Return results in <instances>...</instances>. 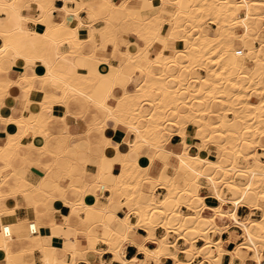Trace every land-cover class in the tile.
Returning a JSON list of instances; mask_svg holds the SVG:
<instances>
[{
  "label": "bare ground",
  "instance_id": "6f19581e",
  "mask_svg": "<svg viewBox=\"0 0 264 264\" xmlns=\"http://www.w3.org/2000/svg\"><path fill=\"white\" fill-rule=\"evenodd\" d=\"M24 1L0 0V13H4V17H0V103L13 84L28 93V101L37 94L42 99L35 112L26 111L23 115L7 117L0 115L5 127L14 130L7 133L0 145V161L6 165L1 170L0 214L15 211L16 202L6 205L4 201L21 195L31 200L29 207L34 217L25 222L27 231L16 233L12 223L1 224L0 250L5 252L6 264L28 263L19 260L31 256L32 248L13 251V241L27 239L38 242L41 237L39 214L48 216L54 210L52 202L56 199L70 207L71 215L81 217L83 223V227L78 228L80 233L75 232L72 238L73 247L67 253L70 256L68 264H76L80 259L93 264L86 255L88 252L99 256L103 253V249L95 246L98 239L107 245L118 264H145L147 260L162 264L161 259L165 257L172 258L173 264H184L178 257L180 249L190 255H203L208 259V262L204 260L207 264H226L221 261L224 252L231 256L228 264H233L236 258L240 259V264H246L240 256L241 251L250 255L257 264H262L264 156L261 154L264 153L255 149L253 144L251 149H247L243 165L238 164L236 157L241 156L238 151L248 144L264 141V55L260 54L264 51V0H138L137 5L131 0L120 3L73 0L75 8L64 6V14H71L72 23H68L67 15L61 21L48 23L55 7L54 0H31L38 13L26 17L21 14ZM83 8L92 20L103 21L99 27L88 24L86 39L79 37L78 30L81 21L79 10ZM203 11L216 19L213 34L208 29L202 32ZM168 19L170 26L167 25ZM22 21H31L36 27L24 28ZM186 21L190 25L185 24ZM123 25H127L124 32L121 30ZM165 25L168 28L163 32ZM131 32L143 42L135 54L121 48L129 42L127 34ZM102 34L114 36H109L102 43L97 39ZM153 39L160 44L158 57L151 51L155 43ZM83 41L92 43L91 53L82 52ZM107 47L116 50L114 57L116 53L122 54L116 64H109L110 58L105 55L95 54L96 49ZM178 52L187 55L189 62L203 63L207 76L202 83L200 73L183 74L180 71L177 67ZM164 54H170L172 58L164 62L165 68L162 69L157 64ZM14 66L22 69L17 78L8 76L9 68ZM28 66H39L42 72L29 75L25 71ZM105 73L109 76L103 77ZM36 78L43 80L42 87L33 85ZM172 81L174 83L170 85L168 82ZM178 81L182 86L172 91ZM130 84L132 89L127 88ZM54 85L57 90L48 91L45 87ZM203 85L208 95L219 93L222 96L223 103L230 106L227 111L225 109L227 113L234 112L232 108H240L238 110L256 115V118L250 117L253 121L249 120L242 126L243 120L241 124L240 118L233 119L225 113L214 119L206 112H199L197 107L202 102L196 104L185 99L194 89L199 91L196 86ZM249 85H254L252 93L257 100L245 101ZM116 87L121 89L118 95L114 93ZM108 98L113 102L110 103ZM171 99L175 101L172 106H162L164 100L170 103ZM72 103L78 106L79 112L92 113L86 131L87 151L72 147L68 143V134L60 133L54 127L48 131V118L53 116L54 105H62L70 112ZM202 108L211 109L210 102H203ZM108 125L113 128L122 126L130 137H107L104 131ZM241 127L245 130L242 131ZM47 131L53 136L49 137ZM246 132L250 133L249 137L243 136ZM174 133L181 137L177 152L167 148ZM29 135L33 139L24 141ZM188 135L193 139L194 153L189 151ZM50 138L59 140V149L52 155L54 160L44 166L45 174L36 183L19 174L11 184L10 178L18 174L15 158L19 156L29 160L34 150H49ZM208 142L216 143L218 151L225 157L218 155L217 160L212 159ZM261 143L260 149L264 151ZM21 145L26 146L30 153L20 156L18 149ZM94 147H99L102 154L110 151L119 154L117 173H108L101 165L93 173L86 170L87 158L82 156L88 157ZM160 152L170 155L176 163L160 160ZM132 154L134 158H131ZM75 155L78 158L73 160ZM33 159L41 161L40 156ZM156 161L160 165L159 170L152 175L151 168ZM179 167L185 169L184 174H179ZM52 168L54 172L50 173ZM169 168L172 169L171 174L167 172ZM64 177L67 183L61 182L65 181ZM46 181H52L49 189L45 187ZM155 183L166 188L163 195L158 196L153 191ZM202 185L215 200L214 204L205 202L207 196L199 192ZM4 186L8 189L5 190ZM143 187L150 188V191ZM102 188L110 191L106 201H100L98 197V190ZM56 192H61L62 198L56 196ZM69 192L74 198H67ZM119 192L124 196L117 197V193L121 196ZM92 196L95 200L91 202L88 197ZM123 197L132 207L120 217L116 211L123 204L120 202ZM182 202L190 204L194 211L188 209L184 213ZM239 206L249 209L243 218L237 214ZM256 211H260L259 217L253 216ZM219 217L225 225L218 224ZM69 218L63 216L62 220ZM112 220L118 223L116 228L110 224ZM157 222L187 235L185 248H180L165 233L156 236L154 226ZM29 223L33 224L36 233L29 230ZM231 223L239 227L243 240L236 244L234 250L226 251L222 248V240H211L208 230L220 232ZM139 226L146 229V235L136 233ZM4 227L11 232L10 236H4ZM194 234L207 239L204 246H196ZM147 241H152L155 248L147 247ZM126 243L138 247L144 258H126ZM77 254H81L80 259ZM104 263L103 259L99 262ZM43 264L49 263L44 260Z\"/></svg>",
  "mask_w": 264,
  "mask_h": 264
},
{
  "label": "crops",
  "instance_id": "0c3cea01",
  "mask_svg": "<svg viewBox=\"0 0 264 264\" xmlns=\"http://www.w3.org/2000/svg\"><path fill=\"white\" fill-rule=\"evenodd\" d=\"M87 1V0H84ZM115 3H120L122 0H112ZM131 3L138 4V0H131ZM75 1L73 0H67L66 2L64 0H54L53 5L55 6L52 10V17L48 18V23H52L54 21L58 22L61 21L65 15H67L68 23H72V16L71 14H64V6L66 8H75ZM75 6V7H74ZM63 7V8H62ZM36 6L31 0H25L22 4L21 14L29 17V16H36L37 15ZM79 16L81 18L78 30H79V37L81 39H86L88 35V24H93L96 27H99L103 25V21L100 19L92 20V16L89 15L85 8L79 10ZM0 17H4V13H0ZM93 23H92V22ZM82 23V24H81ZM211 26H215L214 23L208 22ZM85 26V27H84ZM22 27L24 28H30L34 29L36 26L31 21H22ZM168 28L167 25L163 27V32L166 31ZM99 41L102 40L101 35H98L97 38ZM127 39L129 42L127 45L122 46V49H126L129 53L135 54L139 51L140 43H143L141 39H138L136 35H134L132 32L127 34ZM2 41L0 40V44ZM86 46V47H85ZM85 47V48H84ZM160 47V44L158 42L154 43L153 48L151 49L152 53H156ZM66 49V48H64ZM84 49V50H83ZM93 51L92 43L89 41H83L82 42V52L83 53H91ZM113 49L112 47H107L106 49H96L95 54L98 56H108L110 57L109 64H116L121 60L123 57L121 53H116V56L111 58ZM116 58V59H115ZM80 61V60H79ZM107 67L106 69H108ZM105 69V67H104ZM85 70V69H84ZM29 75L35 73V72H42L41 67L37 66H28L25 70ZM22 72V69L20 67L14 66L10 67L8 71V76L11 78H17L20 73ZM19 73V74H18ZM5 76V74H3ZM33 85L36 87H42L43 80L41 78H36L33 81ZM133 85L130 84L127 86L128 89H132ZM48 91L57 90L58 87L56 85L54 86H45ZM114 93L116 95L121 93V89L119 87H116L114 89ZM254 97H252L253 99ZM42 99L40 95H34L30 101H28V93L22 89L19 85L13 84L8 88L7 94L4 96L2 102L0 103V115L2 117L7 116H18L25 114L26 111L35 112L39 108V102ZM108 101L110 103L113 102V100H110L108 98ZM84 115V116H83ZM53 116L56 117V123L54 124V129L58 131L59 128L62 129V133L68 134L70 136V139L68 140V143L75 148H78L81 151H87L89 148V144L86 142V131L88 127L89 121L92 119V113L89 112H79L78 106L75 103H72L70 105V112L66 111L65 108L62 105H54L53 107ZM14 131L13 128L5 127V123L0 119V145L3 144L4 139L7 136L8 132ZM104 134L114 139L118 136H122L123 138L130 137L128 136L126 130L122 126H118L116 128H113L111 125H108L106 127ZM85 135V136H84ZM85 137V138H84ZM33 138L29 135L24 138V141H31ZM197 140V139H196ZM195 140V141H196ZM180 142L181 137L179 134L174 133L171 138L169 139V143L167 144V148L172 149L173 151H179L180 148ZM187 142L190 143V152H195L196 148L194 146L193 139H191V135H188ZM198 142V141H197ZM40 144V143H38ZM86 149V150H85ZM34 150L33 152H35ZM18 153L20 156H25L26 154L30 153L28 148L24 145H21L18 149ZM31 156V155H30ZM135 156L132 154L131 158H134ZM77 157H74L73 160L77 159ZM83 159L87 158V164H86V170L88 172H95L99 165L103 167V169L106 172H113L117 173L119 171L118 161L120 159L119 154L116 151H110L107 154H102L99 147H94L92 149V152L88 155V157L82 156ZM158 158L162 161H168L173 164L175 160L171 159L170 155H168L165 152H160L158 154ZM42 164L35 165L32 160H24L21 157L15 158V166L17 168V173L13 175L10 178V183L13 184L14 181L19 178V174L25 175L26 178L36 183L44 174H45V167L46 164L50 163V159H42L40 158ZM159 163L156 161L152 168H151V174L156 175L159 170ZM6 165L0 161V179L2 178L1 170L4 169ZM56 167V165H55ZM118 168V169H117ZM179 174H184L185 169L183 167H179L178 169ZM168 173H172V169L169 168ZM63 179V177H62ZM62 183H67L68 180L61 181ZM52 185V181H46L45 187L50 188ZM145 189H148L144 187ZM4 189L7 190L8 186H4ZM156 195H163L166 190L162 187H157L155 189ZM200 192L207 196L205 199V202L207 204H214L215 200L210 197L208 190L203 187L200 188ZM56 196L62 198L61 192H56ZM110 195V191L108 189L102 188L98 190V197L100 201H106V198ZM67 198H74V195L69 192L67 194ZM89 201H94L95 196L88 197ZM124 197L120 199L121 203H124ZM6 205L10 204H16L17 207L16 210L13 212H6L0 214V228L2 223H12L13 224V230L14 232H20V231H27L28 226L25 223L27 220L32 219L34 217L33 212L31 211L29 205L31 204V200L25 199L23 196H15V197H9L5 201ZM16 202V203H15ZM19 204V205H18ZM55 204V205H54ZM54 205V206H53ZM52 207L54 210H51V212L46 216L45 214H39L40 215V234L41 237L38 242H33L30 240H19L14 239L12 244V250L13 251H21L27 248H32L33 253L31 256H28L27 258L20 259L21 261H27V264H43L44 260H46L49 264H68L70 262V256L67 254L70 249L73 247L72 238L74 236V233L78 231L80 233V230L78 228L83 227L82 226V218L71 215L70 207L59 201L58 199L54 200L52 202ZM58 208V209H57ZM58 210V211H57ZM128 211V207L125 205H121L119 209H117L116 214L120 217H123ZM182 211L184 213L188 212V208L185 205H182ZM249 209L245 206H239L237 209V214L240 217H245L248 213ZM255 215V214H254ZM253 215V216H254ZM63 216H69V220L63 221ZM82 216V214L80 215ZM221 218V217H219ZM217 219L218 224L225 225L224 220ZM4 220V221H3ZM112 222V223H111ZM110 224L113 227H117L118 223L115 220H112ZM16 223V224H15ZM227 225V224H226ZM115 227V228H116ZM1 230V229H0ZM136 233L138 235H146L147 231L145 228L139 226L136 228ZM221 232V233H220ZM217 232L214 234V239L218 241L219 239L222 240V248L226 251H232L236 247L237 243H240L243 239L240 237V229L235 224L231 223L227 225L222 231ZM164 233V228L161 226L156 227L155 229V235L161 236ZM83 239V237H81ZM204 239L198 238L196 241V246H204ZM179 246L185 245L184 240L179 239L178 241ZM147 247L150 249L155 248V244L152 241H147ZM125 257L130 259L133 256H137L138 258H144V254L133 244L126 243L125 244ZM97 248L103 249V253L99 256L97 254H94L93 252H88L86 257L89 260H93V264H99L100 260L103 259L106 264H118V261L114 259V255L110 253L107 250V245L105 243L99 242L96 245ZM184 247H182L183 249ZM199 256V255H198ZM240 256L244 259V262L246 264H257V262L251 258L250 255L244 253L241 251ZM78 259H80L81 254H77ZM178 257L181 259L185 258V254L183 251L178 252ZM262 257H264V254H262ZM43 261H42V260ZM31 260V261H30ZM33 260V261H32ZM264 260V259H262ZM261 260V261H262ZM162 264H173V259L170 257H165L161 259ZM201 262V264H207V262H203L200 258H195L191 264H197L198 262ZM222 263H230L231 262V256L224 252L222 254ZM146 264H155L152 260H147L145 262ZM233 264H240V259L236 258L232 261ZM0 264H6V257L5 252L0 250ZM76 264H88L87 262L83 260H78ZM105 264V263H104Z\"/></svg>",
  "mask_w": 264,
  "mask_h": 264
},
{
  "label": "rangeland",
  "instance_id": "374dc122",
  "mask_svg": "<svg viewBox=\"0 0 264 264\" xmlns=\"http://www.w3.org/2000/svg\"><path fill=\"white\" fill-rule=\"evenodd\" d=\"M193 11H195V9L193 10ZM206 11H203L202 12V14H201V23L202 24H200L199 26L201 27V29H202V32L204 31V29H205V31L208 29L212 34H213V27H215L216 26V24H215V21L214 20H216L215 19V17L212 15V14H207V13H205ZM194 14V13H193ZM214 18V19H213ZM122 20V19H121ZM120 19H119V21L120 22H122ZM208 22H212V23H214L215 24V26H211L210 24H208ZM185 24H188V25H190V23L188 22V21H186L185 22ZM167 25L168 26H170V22H169V19H168V21H167ZM126 27H127V25H123V27H122V31L124 32V30L126 29ZM109 36H112V35H104V34H102V40H101V42L102 43H104L105 42V39L106 38H109ZM114 36V35H113ZM112 36V37H113ZM197 36V35H196ZM262 37H264V35H262ZM153 42H156V40L155 39H153ZM86 47V46H85ZM84 47V48H85ZM84 50V49H83ZM116 52V50H114L113 49V52H112V55H111V58H113L114 57V53ZM155 55H156V57H158L160 54L159 53H154ZM260 54H262V55H264V51H261V53ZM177 56V62H178V64H177V67L179 66V69H180V71L183 73V74H186L187 72H191V74H193V72H198V73H200L201 75V79H200V83H202L203 81L202 80H204L205 79V77L207 76V71L204 69V67H203V63L202 62H198V61H194V62H189V60H188V56L187 55H185L183 52H178V54L176 55ZM106 57H108V56H106ZM110 58V57H109ZM161 59L159 60L160 61V63H158L157 65H158V67L159 68H162V69H164L165 68V64H164V62L165 61H170L171 60V58H172V56L170 55V54H164V55H162L161 57H160ZM116 59V58H115ZM188 61V62H187ZM181 62H184V63H181ZM198 63V64H197ZM202 63V64H201ZM184 64V65H183ZM106 66H109V65H106ZM180 66H182V67H180ZM105 67V66H104ZM158 68V69H159ZM175 68V67H174ZM158 69H157V71H158ZM156 71V72H157ZM106 74V75H105ZM104 75H103V77H105V76H109V74H107V73H105ZM191 80H193V78H191ZM170 85H172L173 83H174V81H172V82H168ZM215 84H217V82L215 83ZM219 84V83H218ZM178 85V86H177ZM175 87H173L172 88V91L174 90H178V88H180V86H182V85H180L179 86V81H178V84H177ZM204 87V85L201 87H195V88H197L199 91H197V90H195L194 89V92L192 91L191 93H189V95H188V97L185 99V101L187 100V101H190V102H195L196 104L197 103H203V102H205V101H209L210 102V106H211V109H208V110H210V111H208V110H204L203 108H202V103L200 104V106H198L197 108L199 109L198 111L199 112H206L208 115H211L212 117H214V119L215 118H217L219 115H222V113H225V115L226 116H229V117H231V118H233V119H235V117H237V118H240L239 120H240V122H241V120H243V122H244V124H242V122H241V124H242V126H245V122H250V121H253L252 119L250 120L249 118L250 117H252L253 119H255L256 118V115H254L253 116V114H252V116H251V114L250 115H248V112H245V111H240V110H238V109H240V108H232L231 110H234V112H230L231 110H229L228 109V112H230V113H227L226 111H227V108H229L230 106H228V105H226L225 103H223L224 101V99L222 98V96L219 94V93H214V94H212V95H208L207 93H206V91L204 90V89H206L205 87ZM96 88H98V87H96ZM99 88H100V86H99ZM203 88V89H202ZM248 89V94L246 95V97H245V101L246 100H250V101H253V100H257L255 97H254V95H253V90H254V85H249V87L247 88ZM253 92V93H252ZM173 93H175V92H173ZM196 95V96H195ZM217 96V97H216ZM219 97V98H218ZM252 97H254L253 99H252ZM173 99V98H172ZM172 99H171V101H170V103H168V100H164V102H163V104H162V106L163 105H166L167 107H169V106H172V103H174V102H172ZM174 100V99H173ZM242 102H244V100L242 101ZM201 108V109H200ZM225 109H226V111H225ZM237 109V110H236ZM218 115V116H217ZM84 116V115H83ZM56 117L55 116H50V118H48V123H49V129H48V131H50V129L52 128V127H54V124L56 123ZM250 120V121H249ZM52 125V126H51ZM224 126V125H223ZM242 128H244V129H242ZM224 128H222V130H223ZM241 130L242 131H244L245 130V127H241ZM241 130H238L239 131V133H241ZM47 131V133L49 134V137H52L53 135L52 134H50V132H48ZM58 132H60V133H62V129L61 128H59L58 129ZM225 132V134H226V132L227 131H224ZM238 133V132H237ZM236 133V134H237ZM243 136H247V137H249L250 136V133H248V132H246V133H244V135ZM197 141H199V140H197ZM258 143H259V145H258V143H256V141L255 142H252V143H250V144H248L247 146H245V147H243L242 148V150H239L238 152H240L241 153V156L239 157H236V161L238 162V164L240 163V165L242 164H244L245 163V156H246V153L248 152L247 151V149L249 148V149H251L252 147H253V144L255 145L254 147H255V149H258V148H260V143L261 142H264V141H257ZM49 146H48V148H49V150H45L44 148H41V149H38V150H36L35 152H32L31 153V159H29V160H32V161H34L33 163L35 164V165H38V164H42V162H40V161H38V162H36L35 161V159H33V158H35V157H39L40 156V158H42V159H45V158H47V159H50L51 161H53L54 160V158H53V154H54V152L56 151V152H58V149H59V146H57V144L59 143V140H56V139H54V138H50V140H49ZM214 144V145H213ZM216 143H212V142H208V148H209V153H210V155H211V158L212 159H218L219 158V156L218 155H223V154H221V152L220 151H218V149H217V146L215 145ZM262 144H264V143H261V146H262ZM196 151V150H195ZM212 151V152H211ZM259 152H262V153H264V151H260V150H258ZM237 152V151H236ZM192 153H194V152H192ZM58 154V153H57ZM218 157H217V156ZM262 156H264V154H261ZM224 157H225V155H223ZM223 156H221V157H223ZM74 157H77V155H75ZM262 158H264V157H262ZM47 165V164H46ZM50 170V173H52V172H54V169L52 168V169H49ZM67 179V178H66ZM65 179V177H64V180H66ZM157 187H162V188H164L165 190H166V188L163 186V185H161L160 183H155L154 184V186H153V191L157 188ZM48 188V187H47ZM144 188V187H143ZM49 189V188H48ZM145 189V188H144ZM145 190H147V191H150V188H148V189H145ZM199 192H200V190H199ZM119 194H121V192H119ZM122 197V196H124V195H122L121 194V196L120 195H118V193H117V197ZM158 196H161V194L160 195H158ZM124 200H125V197H124ZM124 203L125 204H127V207H128V209L129 208H131L132 206L131 205H129L130 203H128V201L126 202V201H124ZM123 203V204H124ZM122 204V205H123ZM180 205H185L187 208L190 206V204H187V203H180ZM121 207V206H120ZM119 207V208H120ZM118 208V209H119ZM189 210H191V211H194V208H188ZM135 212H132V214H134ZM259 215H260V211H256L255 212V215H254V217H259ZM158 226H161V227H163L164 228V233L169 237V239L170 240H172L173 242L175 241V242H177V237H183V239H184V242H185V238L187 237V235H184V234H180V232L179 231H177V230H173V228H168L165 224H163L162 222H157L156 224H155V229H156V227H158ZM170 231H172V233L170 232ZM209 232V235H210V237H211V240L212 239H214V234L215 233H217L218 231H216L215 229H209L208 230ZM198 238H202V239H204V242L207 240V239H205V238H203L202 236H200V234H194V237H193V240L195 241V243H196V241H197V239ZM99 242H101V243H103V241L102 240H100V239H98L97 241H96V245L99 243ZM178 243V242H177ZM185 244V243H184ZM95 245V246H96ZM180 248H182V247H184L185 248V245H180L179 246ZM181 250V249H180ZM185 254V258L184 259H182L183 261H184V264H189V261L190 260H192V259H194V258H196L198 255L199 256H202V259L203 260H207V262H208V259L206 258V257H204L203 255H201V254H196V255H190L189 253H184ZM187 259V260H186ZM262 259H264V257H262ZM146 264V263H145ZM149 264V263H148ZM199 264V263H198Z\"/></svg>",
  "mask_w": 264,
  "mask_h": 264
},
{
  "label": "built area",
  "instance_id": "2783aa9c",
  "mask_svg": "<svg viewBox=\"0 0 264 264\" xmlns=\"http://www.w3.org/2000/svg\"><path fill=\"white\" fill-rule=\"evenodd\" d=\"M258 150L262 151L260 148H258ZM29 230H30L32 233H36V232H37L36 229L34 228V226H33L32 223H29ZM3 232H4V236H10V235H11V232H10L7 228H5V227H4V229H3ZM170 232H172V231H170ZM179 239L183 240L182 237H177V241H178ZM203 242H204V241H203ZM197 257L200 258L201 260H203L201 256H197ZM197 257H196V258H197ZM194 259H195V258H194ZM194 259L190 260V261H189V264H191L192 261H193ZM201 262H202V261H200V262H198V263L201 264ZM203 262H205V261L203 260ZM198 263H197V264H198ZM262 264H264V260H262Z\"/></svg>",
  "mask_w": 264,
  "mask_h": 264
}]
</instances>
